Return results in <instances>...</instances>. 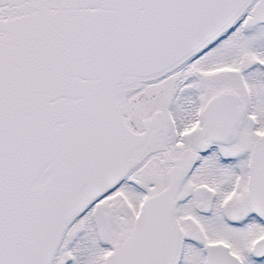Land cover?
<instances>
[{"label": "snow or ice", "instance_id": "6c2138e0", "mask_svg": "<svg viewBox=\"0 0 264 264\" xmlns=\"http://www.w3.org/2000/svg\"><path fill=\"white\" fill-rule=\"evenodd\" d=\"M0 264H264V0H0Z\"/></svg>", "mask_w": 264, "mask_h": 264}]
</instances>
